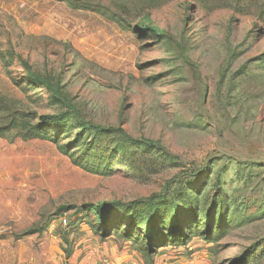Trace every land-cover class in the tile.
<instances>
[{"label": "rangeland", "instance_id": "1", "mask_svg": "<svg viewBox=\"0 0 264 264\" xmlns=\"http://www.w3.org/2000/svg\"><path fill=\"white\" fill-rule=\"evenodd\" d=\"M0 131V264H264V0H0Z\"/></svg>", "mask_w": 264, "mask_h": 264}, {"label": "trees", "instance_id": "2", "mask_svg": "<svg viewBox=\"0 0 264 264\" xmlns=\"http://www.w3.org/2000/svg\"><path fill=\"white\" fill-rule=\"evenodd\" d=\"M1 130H7L6 128L1 129ZM1 134V131H0ZM93 213L96 217L97 222L99 223L101 221V216H100V207L99 206H94V208L92 209Z\"/></svg>", "mask_w": 264, "mask_h": 264}, {"label": "built area", "instance_id": "3", "mask_svg": "<svg viewBox=\"0 0 264 264\" xmlns=\"http://www.w3.org/2000/svg\"><path fill=\"white\" fill-rule=\"evenodd\" d=\"M62 222H63V224H66V220H63Z\"/></svg>", "mask_w": 264, "mask_h": 264}]
</instances>
